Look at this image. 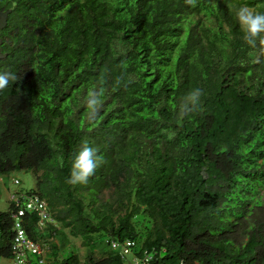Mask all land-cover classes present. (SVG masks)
I'll return each instance as SVG.
<instances>
[{
  "label": "trees",
  "instance_id": "1",
  "mask_svg": "<svg viewBox=\"0 0 264 264\" xmlns=\"http://www.w3.org/2000/svg\"><path fill=\"white\" fill-rule=\"evenodd\" d=\"M241 6L264 13V0H0V73L20 77L0 91V175L34 180L0 209V257L22 209L46 264H123L111 239L132 241L137 264H264V46L243 41ZM85 141L104 162L72 186Z\"/></svg>",
  "mask_w": 264,
  "mask_h": 264
},
{
  "label": "clouds",
  "instance_id": "2",
  "mask_svg": "<svg viewBox=\"0 0 264 264\" xmlns=\"http://www.w3.org/2000/svg\"><path fill=\"white\" fill-rule=\"evenodd\" d=\"M186 3L195 5L196 0H186ZM236 18L243 32V41L250 47H256L258 43L264 46V13H257L247 6H241L236 11ZM19 79L20 77L11 72L0 73V91L5 90L10 81ZM202 95V89L191 90L184 98V101L188 102L190 107H188L187 112L181 110L178 118L182 119L185 115L194 111L199 106ZM88 96L87 108L89 115L92 116L102 101L91 99V92L88 93ZM103 162L104 158L98 154V149L90 147L85 141L72 162L70 176L66 183L72 186L77 184L86 185Z\"/></svg>",
  "mask_w": 264,
  "mask_h": 264
},
{
  "label": "built area",
  "instance_id": "3",
  "mask_svg": "<svg viewBox=\"0 0 264 264\" xmlns=\"http://www.w3.org/2000/svg\"><path fill=\"white\" fill-rule=\"evenodd\" d=\"M14 183L17 181L14 180ZM11 198V196H10ZM25 208L32 209L38 216L37 225L39 227L43 226L45 221H51L49 215L45 210L44 202L38 198L35 194H29L26 196ZM23 213L22 209H18L16 212L11 213V226L14 232L11 244H10V259L11 264H46L44 253L47 250V245L44 242L38 240H32L27 237L22 228L19 225L18 217ZM133 245L132 241L124 240L123 242H118L111 239L109 241V246L113 249H117L119 253L124 256L130 253V247ZM145 262L147 257L144 256L139 259L133 256L134 264L139 261Z\"/></svg>",
  "mask_w": 264,
  "mask_h": 264
},
{
  "label": "rangeland",
  "instance_id": "4",
  "mask_svg": "<svg viewBox=\"0 0 264 264\" xmlns=\"http://www.w3.org/2000/svg\"><path fill=\"white\" fill-rule=\"evenodd\" d=\"M13 179H17L19 183L15 184ZM33 181V175L28 171L21 170L11 172L8 175H0V209H5L11 191L18 189L26 191L33 186ZM70 247L76 249L80 257L83 256L85 248L80 246L77 238H70ZM0 264H11V259L0 257ZM123 264H134L131 253L123 256Z\"/></svg>",
  "mask_w": 264,
  "mask_h": 264
},
{
  "label": "water",
  "instance_id": "5",
  "mask_svg": "<svg viewBox=\"0 0 264 264\" xmlns=\"http://www.w3.org/2000/svg\"><path fill=\"white\" fill-rule=\"evenodd\" d=\"M5 24V13L4 12H0V28H2ZM0 43H1V39H0ZM2 57V54H0V58Z\"/></svg>",
  "mask_w": 264,
  "mask_h": 264
}]
</instances>
